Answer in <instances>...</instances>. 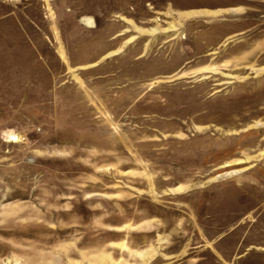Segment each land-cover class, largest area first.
Instances as JSON below:
<instances>
[{"label":"rangeland","instance_id":"1","mask_svg":"<svg viewBox=\"0 0 264 264\" xmlns=\"http://www.w3.org/2000/svg\"><path fill=\"white\" fill-rule=\"evenodd\" d=\"M120 2L0 0V264H264V0Z\"/></svg>","mask_w":264,"mask_h":264},{"label":"crops","instance_id":"2","mask_svg":"<svg viewBox=\"0 0 264 264\" xmlns=\"http://www.w3.org/2000/svg\"><path fill=\"white\" fill-rule=\"evenodd\" d=\"M121 0H56V3H53L56 5V10H57V16L58 19L60 20V12H66V14L70 17H72L76 23L79 25H84V28H92L95 25H97V22L103 21L102 16L105 14H111L114 15V17H118L120 15V20L123 19V21H127L128 27L131 26L130 22L128 20L132 21L133 23L135 22H145L147 20H150V16H134L132 13H127L121 10H118L117 7L115 6L117 2H120ZM124 2L122 4H128L132 6L134 3H136V0H123ZM139 3H143L145 0H138ZM54 2V0H53ZM148 3V1H147ZM116 7L110 10V7ZM241 7H243L240 4L236 5H219L216 7L212 6H200V7H192L190 9H184V10H179L177 11L178 13L182 12H188V11H193V10H213V11H220L218 15L222 14H229V13H238L241 10ZM158 12H164L166 13L167 11H158ZM138 14V13H137ZM108 15H106V19L108 18ZM81 16V17H80ZM203 18H208L210 16L208 15H201ZM114 17H109L108 19L113 20ZM124 17V18H123ZM200 16H191L189 18H196ZM62 18V17H61ZM86 18H90L91 22L88 23ZM134 23V24H135ZM120 32H118L116 35H118ZM116 35L111 37L113 39Z\"/></svg>","mask_w":264,"mask_h":264},{"label":"built area","instance_id":"3","mask_svg":"<svg viewBox=\"0 0 264 264\" xmlns=\"http://www.w3.org/2000/svg\"><path fill=\"white\" fill-rule=\"evenodd\" d=\"M53 0H49L50 3H52ZM52 8V4L49 6ZM43 8H44V16L45 18H48L50 16V12H49V9H48V5H47V2L43 4Z\"/></svg>","mask_w":264,"mask_h":264},{"label":"snow or ice","instance_id":"4","mask_svg":"<svg viewBox=\"0 0 264 264\" xmlns=\"http://www.w3.org/2000/svg\"><path fill=\"white\" fill-rule=\"evenodd\" d=\"M12 139H13V140H15V139H16V137H12Z\"/></svg>","mask_w":264,"mask_h":264}]
</instances>
